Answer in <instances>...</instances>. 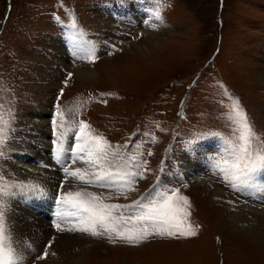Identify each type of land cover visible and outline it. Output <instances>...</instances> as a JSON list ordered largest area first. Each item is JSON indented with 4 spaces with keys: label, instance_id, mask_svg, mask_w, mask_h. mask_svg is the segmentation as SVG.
Instances as JSON below:
<instances>
[{
    "label": "rangeland",
    "instance_id": "rangeland-1",
    "mask_svg": "<svg viewBox=\"0 0 264 264\" xmlns=\"http://www.w3.org/2000/svg\"><path fill=\"white\" fill-rule=\"evenodd\" d=\"M263 59L264 0H0V111L14 112L13 127L42 111L53 144L59 105L65 127L84 121L113 149L147 161L126 198L87 191L131 204L157 185L189 201L195 236L133 244L79 232V264H264V248L229 217L231 200L256 193L264 204V173L237 191L215 166L233 136L225 117L235 100L264 140ZM14 149L11 138L0 158L6 181H16L4 159ZM182 157L203 161L189 173Z\"/></svg>",
    "mask_w": 264,
    "mask_h": 264
},
{
    "label": "snow or ice",
    "instance_id": "snow-or-ice-1",
    "mask_svg": "<svg viewBox=\"0 0 264 264\" xmlns=\"http://www.w3.org/2000/svg\"><path fill=\"white\" fill-rule=\"evenodd\" d=\"M92 58L94 60V53ZM225 118L234 126L233 136L226 139V155L215 166L223 179L234 190L240 191L252 186L257 175L264 173V140L255 133L238 99ZM14 120L11 109L7 114L0 111V158L4 157L3 148L15 131ZM63 121L64 114L57 105L53 119L54 158L64 174L55 198L58 222L54 226L57 231H76L91 236L107 234L109 239L115 237L133 244L153 235L173 238L196 235L187 224L189 201L178 189L156 190L158 186L154 185L152 191L131 204L105 203L101 196L87 191L89 187L108 189L126 198L128 193L136 191V181L144 179L147 161L141 162L142 152L126 156L119 148L113 149L103 136L93 134L90 125L84 121H80L75 129L65 127ZM69 134L72 135L70 147L66 146ZM77 164L82 166L73 167ZM65 184L69 185L67 189ZM37 190L46 194V189L37 183L6 181L0 174V264H25L6 215V200L20 193L34 194ZM125 212L130 218H126ZM64 223L72 226L63 228ZM47 256L45 250L37 259Z\"/></svg>",
    "mask_w": 264,
    "mask_h": 264
},
{
    "label": "bare ground",
    "instance_id": "bare-ground-1",
    "mask_svg": "<svg viewBox=\"0 0 264 264\" xmlns=\"http://www.w3.org/2000/svg\"><path fill=\"white\" fill-rule=\"evenodd\" d=\"M92 73L91 70L88 74ZM258 77L264 84V66L260 69ZM40 112L42 111L21 117L12 133L15 149L4 159L7 166L14 171L16 181L37 183L46 189V194H41L37 190L34 194L20 193L15 196L12 209L9 211L12 231L25 264H79V255L75 252V247L83 245V233L57 231L54 226V223L58 222L55 194L60 190L64 174L54 158V145L51 144L48 128L38 119ZM71 144L72 136H69L66 146L70 147ZM202 161V157L200 161L199 158L182 157L177 162L180 168L190 171L193 167L199 168ZM77 166L82 165L77 164L73 167ZM255 186L252 185L253 188ZM68 187L69 185L65 184V189ZM214 192L216 196H222L219 187H215ZM256 196V193L252 194L248 201L231 200L229 217L236 229L249 233L250 238L264 248V204L261 205L257 201L261 196ZM71 226L67 223L62 224L63 228ZM45 250L48 256L37 259L43 256Z\"/></svg>",
    "mask_w": 264,
    "mask_h": 264
}]
</instances>
